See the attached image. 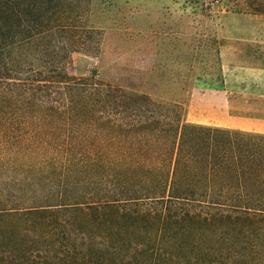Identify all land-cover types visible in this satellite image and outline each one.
I'll use <instances>...</instances> for the list:
<instances>
[{
    "label": "trees",
    "instance_id": "1",
    "mask_svg": "<svg viewBox=\"0 0 264 264\" xmlns=\"http://www.w3.org/2000/svg\"><path fill=\"white\" fill-rule=\"evenodd\" d=\"M90 3L0 0V264H264V134L70 76Z\"/></svg>",
    "mask_w": 264,
    "mask_h": 264
},
{
    "label": "rangeland",
    "instance_id": "2",
    "mask_svg": "<svg viewBox=\"0 0 264 264\" xmlns=\"http://www.w3.org/2000/svg\"><path fill=\"white\" fill-rule=\"evenodd\" d=\"M227 11L264 13V0H91L88 22L98 43L73 52L66 71L77 79L133 82L157 101L180 105L185 122L227 128L228 97L244 92L243 84L229 85L220 62ZM14 170L1 166L2 195L14 189Z\"/></svg>",
    "mask_w": 264,
    "mask_h": 264
},
{
    "label": "crops",
    "instance_id": "3",
    "mask_svg": "<svg viewBox=\"0 0 264 264\" xmlns=\"http://www.w3.org/2000/svg\"><path fill=\"white\" fill-rule=\"evenodd\" d=\"M218 33L219 57L229 85L244 92L228 97L227 128L264 134V13L222 15Z\"/></svg>",
    "mask_w": 264,
    "mask_h": 264
},
{
    "label": "built area",
    "instance_id": "4",
    "mask_svg": "<svg viewBox=\"0 0 264 264\" xmlns=\"http://www.w3.org/2000/svg\"><path fill=\"white\" fill-rule=\"evenodd\" d=\"M215 1H219V0H215Z\"/></svg>",
    "mask_w": 264,
    "mask_h": 264
}]
</instances>
